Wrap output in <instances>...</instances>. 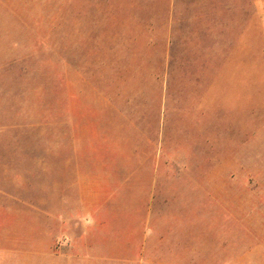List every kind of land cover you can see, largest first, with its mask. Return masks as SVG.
<instances>
[{
	"label": "rangeland",
	"instance_id": "1",
	"mask_svg": "<svg viewBox=\"0 0 264 264\" xmlns=\"http://www.w3.org/2000/svg\"><path fill=\"white\" fill-rule=\"evenodd\" d=\"M86 173L155 209L113 232L264 264V0H0V264H37Z\"/></svg>",
	"mask_w": 264,
	"mask_h": 264
},
{
	"label": "crops",
	"instance_id": "2",
	"mask_svg": "<svg viewBox=\"0 0 264 264\" xmlns=\"http://www.w3.org/2000/svg\"><path fill=\"white\" fill-rule=\"evenodd\" d=\"M84 177L68 185L66 191L68 193L76 188L80 199L78 207L72 193L63 198H48L46 204L51 206H47L44 213L60 229L55 234L52 227V237L44 238L49 243L35 251L37 264H196L194 261L189 262L187 247L178 239H175V243L167 241L159 245L152 242V231L156 227L150 216L143 230L141 223L133 220L129 222L128 229L122 228L121 234L120 231L118 234L113 232L116 230L114 220L117 219L113 216L120 211L151 215L154 208L138 206L149 205L151 201L140 197L109 196L102 182L92 180L88 173ZM36 209L40 211L38 206ZM180 226L181 223L179 227L175 226L176 232L177 229L181 230ZM64 237L67 241L58 242V239Z\"/></svg>",
	"mask_w": 264,
	"mask_h": 264
}]
</instances>
